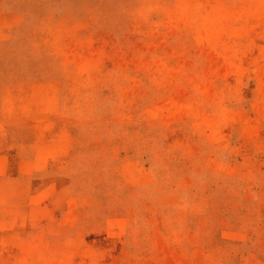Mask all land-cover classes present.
Returning a JSON list of instances; mask_svg holds the SVG:
<instances>
[{"label": "rangeland", "instance_id": "obj_1", "mask_svg": "<svg viewBox=\"0 0 264 264\" xmlns=\"http://www.w3.org/2000/svg\"><path fill=\"white\" fill-rule=\"evenodd\" d=\"M24 3L0 264H264V0H100L75 28Z\"/></svg>", "mask_w": 264, "mask_h": 264}, {"label": "crops", "instance_id": "obj_2", "mask_svg": "<svg viewBox=\"0 0 264 264\" xmlns=\"http://www.w3.org/2000/svg\"><path fill=\"white\" fill-rule=\"evenodd\" d=\"M24 2L26 0H0V42L22 39L30 32L34 19L39 18V14L33 8L29 9ZM53 2L62 10L64 23L72 28L102 18L99 15L103 12L100 0H43L44 6L47 5L43 10L49 13Z\"/></svg>", "mask_w": 264, "mask_h": 264}]
</instances>
